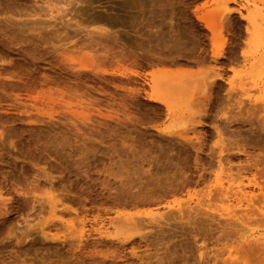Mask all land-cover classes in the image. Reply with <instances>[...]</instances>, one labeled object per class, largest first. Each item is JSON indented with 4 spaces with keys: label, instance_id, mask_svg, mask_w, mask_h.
Instances as JSON below:
<instances>
[{
    "label": "rangeland",
    "instance_id": "374dc122",
    "mask_svg": "<svg viewBox=\"0 0 264 264\" xmlns=\"http://www.w3.org/2000/svg\"><path fill=\"white\" fill-rule=\"evenodd\" d=\"M42 1L0 0V264H264L263 243L254 242L264 240V226L250 224L255 217L244 224L221 218L233 198L218 192L231 176L234 188L259 195L248 180L264 173V141L256 135L264 122V0H141L143 7L140 0H89L74 8ZM97 15L114 24L95 22ZM101 28L112 32L108 39L99 37ZM7 68L15 80L3 77ZM216 70L221 79L210 88ZM133 71L144 75L132 78ZM151 72L173 77L153 90L145 79ZM151 94L171 110L151 103ZM224 115L233 119L227 130ZM228 143L245 155L235 156ZM259 200L234 209L252 213L264 205ZM187 202L182 220L160 221L134 244L117 242L132 233L116 235V213L175 215L166 203ZM83 221L88 233L79 240Z\"/></svg>",
    "mask_w": 264,
    "mask_h": 264
},
{
    "label": "bare ground",
    "instance_id": "6f19581e",
    "mask_svg": "<svg viewBox=\"0 0 264 264\" xmlns=\"http://www.w3.org/2000/svg\"><path fill=\"white\" fill-rule=\"evenodd\" d=\"M32 1V0H31ZM44 1V0H43ZM42 1V2H43ZM48 3H49V1H51V0H46ZM45 1V2H46ZM60 1H61V3H60ZM87 1H89V0H58L57 2H59V4H61L62 5V3H63V6H72V8H74L76 5H78V4H84V3H87ZM53 2V1H52ZM149 2H151V1H149ZM47 3V4H48ZM143 3H144V1L142 2L141 0H140V4L142 5V7H143ZM231 3H232V1H231ZM49 4H51L52 5V3H49ZM66 4V5H65ZM45 5V4H44ZM50 5V6H51ZM49 7V6H48ZM63 8V7H62ZM62 8L60 9V10H62ZM69 8V7H68ZM141 8V7H140ZM144 9V8H143ZM59 10V9H58ZM60 10H59V12H60ZM87 10V9H86ZM85 10V11H86ZM140 10H142V8L140 9ZM145 10V9H144ZM42 11H44V10H42ZM64 11H65V8H64ZM74 11V10H73ZM72 11V9H71V13L73 12ZM88 12H91V10H87ZM86 11V12H87ZM143 11V10H142ZM154 11V10H153ZM87 12V13H88ZM43 13V12H42ZM79 13V11L78 12H76V10H75V14L77 15ZM107 13V12H106ZM140 13H141V11H140ZM144 13V12H143ZM155 13V12H154ZM226 13V12H225ZM238 13V12H237ZM240 13V12H239ZM52 14V13H51ZM227 14V13H226ZM229 14V16H230V14L231 13H228ZM93 15V17L94 16H96V15H94V14H92ZM104 15V14H103ZM111 15V14H110ZM154 15V14H153ZM29 16V15H28ZM50 16H52V15H50ZM226 16V15H225ZM224 16V18H226ZM228 16V15H227ZM68 17V15H66L65 16V18H67ZM97 17H98V15H97ZM132 17V16H131ZM145 17V16H144ZM78 18H79V14H78ZM85 18H87V17H85ZM88 18H91L92 19V17H89L88 16ZM228 18V17H227ZM94 19H96V20H94L95 22H101V23H103V24H108V23H111V24H114L113 22V19H112V17H108V18H104V17H98V18H94ZM133 20H131V21H134V17L132 18ZM71 20H73L72 18H71ZM226 21V20H225ZM77 22H79V21H77ZM80 23V22H79ZM224 23V22H223ZM227 23V22H226ZM229 23V22H228ZM78 24V23H77ZM99 25H101V24H99ZM224 24H222L220 27H222ZM227 25V28H228V24H225V26ZM230 25V24H229ZM109 26H110V24H109ZM206 27H208V29H210V31L212 30V32H213V30L215 31V29H214V27L213 26H211V25H207ZM81 28V25L80 24H78V29H80ZM225 28V27H224ZM224 28H219L218 29V33L217 34H219L218 35V37L220 36V39H223L221 36H223V34H224V32H225V30H223ZM226 28V29H227ZM108 29V28H107ZM171 29H172V26H171ZM82 30V29H81ZM112 30V29H111ZM172 30H174V29H172ZM172 30H170V32L172 31ZM190 30V29H189ZM228 30V29H227ZM226 30V31H227ZM78 31V30H77ZM172 32H174V31H172ZM171 32V33H172ZM191 32V31H190ZM189 32V33H190ZM230 32V31H229ZM112 33V32H111ZM109 31H106V28H105V30H104V28H101L100 29V33H98V35H100L99 37H105V38H107L108 39V35L109 34H111ZM156 33V32H155ZM158 33V32H157ZM170 33V34H171ZM195 33V32H194ZM225 33H227V32H225ZM169 34V35H170ZM174 34V33H173ZM191 34H193L192 32H191ZM191 34H189V36L191 35ZM229 34V33H228ZM97 35V36H98ZM194 35V34H193ZM213 35H214V32H213ZM226 35V34H225ZM171 36H172V34H171ZM170 36V37H171ZM175 36H177L176 34H174V38H175ZM217 36V35H216ZM228 36V35H227ZM227 36H226V38H227ZM191 37V36H190ZM105 38H103V39H105ZM168 38H169V36H168ZM174 38H171V40L173 41V39ZM191 38H193V36L191 37ZM217 38V37H216ZM102 39V38H101ZM103 39H102V41H103ZM112 39V38H111ZM170 39V38H169ZM195 39V38H194ZM219 39V40H220ZM170 40V41H171ZM178 40H182V39H178ZM184 40H182V42H180V43H182V45H184V42H183ZM214 41V40H213ZM223 41V40H222ZM221 41V42H222ZM104 42V41H103ZM106 42V41H105ZM178 42V44H180L179 43V41H177ZM215 42H217V41H215ZM220 42V43H221ZM226 42V41H225ZM224 41H223V44L225 43ZM174 43L176 44V41H175V39H174ZM174 43H173V45H174ZM219 43V42H218ZM219 43V44H220ZM186 44V43H185ZM177 45V44H176ZM176 45H174V47L176 46ZM221 45V44H220ZM227 45V44H226ZM226 45H224V46H226ZM177 46H180V45H177ZM186 46V45H185ZM221 46H223V45H221ZM223 46V47H224ZM222 47V48H223ZM182 48V47H181ZM183 48H184V46H183ZM177 50H178V48H176ZM220 55V54H219ZM220 56H222V55H220ZM70 58H71V56H70ZM73 58V57H72ZM71 58V59H72ZM75 59V58H74ZM67 60H70L69 58L67 59ZM75 61H77V59L75 60ZM73 59H72V61L70 60V61H67V62H69V63H72L73 65H74V62H75ZM78 62H79V60H78ZM77 62V63H78ZM172 63H175V62H172ZM181 63V62H180ZM79 65H80V69L81 70H87V69H89V67L87 66V65H84L82 62H79L78 63ZM188 64V63H187ZM195 64H197V63H195ZM70 66H72L71 64H69ZM182 65H184V64H182ZM189 65V64H188ZM199 65V64H198ZM75 66L77 67V64L75 63ZM172 66V65H171ZM173 66H175V65H173ZM185 66H186V64H185ZM191 66V65H190ZM182 67H184V66H182ZM189 67V66H188ZM3 68V67H2ZM72 68H74V70H75V67L73 66V67H71V69ZM2 70V73L4 74V78H6V80L8 79V80H15V77L16 76H14L15 75V72L14 73H12L13 72V70H8V68L7 69H1ZM12 71V72H11ZM78 71V70H77ZM217 71V70H216ZM215 71V72H216ZM220 71V70H219ZM219 71H217L218 73H215V72H213L214 73V77H213V79L214 80H211L212 82L211 83H209L210 84V88L211 87H214V86H216L217 85V81L218 80H220L221 79V75H220V73H219ZM78 72H80V70L78 71ZM84 72V71H83ZM83 72H81V73H83ZM185 72H187V71H185ZM81 73H78V74H81ZM189 73V72H188ZM1 74V73H0ZM114 74V73H113ZM119 74V76L121 77V78H126V79H129L130 78V75H131V77L132 76H134V78L136 77V78H140V77H142L143 75H140L139 74V72H135V71H133L132 73H130V75L129 74H126V73H118ZM160 74H162V75H158L156 72H151L149 75L147 74L146 75V77H145V79H148L149 81H150V83H151V85H152V89L154 90L155 88H156V86H159L160 84L162 85V82L163 81H167L168 79H169V81L170 80H172V77L170 76V74H167V73H160ZM187 73H181L180 74V76L181 75H186ZM192 74L194 75V77H196V74L195 73H193L192 72ZM77 75V74H76ZM82 75V74H81ZM116 76V75H115ZM147 76H149V77H151L150 79L149 78H147ZM185 77V76H184ZM187 77H188V75L186 76V79L185 78H183V76H182V78L185 80V81H187V82H185L184 80H182V82H183V84L185 83V86H186V84H188V81L190 80H188L187 79ZM133 78V77H132ZM131 78V79H132ZM144 78V77H143ZM171 78V79H170ZM159 79L161 80V83H159L160 81H159ZM142 80H144V79H142ZM147 81V80H146ZM192 81V80H191ZM190 81V82H191ZM136 82V81H135ZM138 82V81H137ZM189 82V83H190ZM220 82V81H219ZM132 83V82H131ZM133 83H134V81H133ZM150 83H149V85H150ZM167 83V82H166ZM165 83V84H166ZM177 83H179V82H177ZM176 83V84H177ZM180 83H181V81H180ZM137 84V83H136ZM138 84H139V82H138ZM159 84V85H158ZM164 84V83H163ZM220 84V83H219ZM257 84V83H256ZM150 85V86H151ZM213 85V86H212ZM164 86V85H163ZM166 86V85H165ZM165 86H164V88H165ZM179 86V85H178ZM184 86V85H183ZM205 86H206V84H205ZM208 86V85H207ZM219 86V85H218ZM166 87H168V85L166 86ZM217 87V86H216ZM215 87V88H216ZM170 88H173V87H170ZM175 88H178V89H180L179 87H174L172 90H175ZM185 88V87H184ZM209 88V89H210ZM51 89V88H50ZM53 89V88H52ZM143 89V88H142ZM146 90V89H145ZM168 90H170V89H168ZM217 90V89H216ZM53 91V90H52ZM51 91V92H52ZM131 91V90H130ZM142 91V90H141ZM175 91H177V90H175ZM178 91H183V90H178ZM47 92H48V90H47ZM47 92H45V94L47 93ZM49 92H50V90H49ZM48 92V95H50V93ZM57 92V93H56ZM56 92H53V93H51V96H57L58 98H63V96H60V91H59V94H58V90L56 91ZM143 93H144V91H143ZM42 94V93H41ZM44 94V93H43ZM62 95V94H61ZM64 95V94H63ZM142 95V94H141ZM39 96V95H38ZM41 96V95H40ZM46 96V95H45ZM30 97V96H29ZM44 97V96H43ZM49 97V96H48ZM149 97V100H150V102L151 103H153V104H156V105H158V106H163V107H165L166 109H168L169 111L171 110V106L169 105V103L166 101V100H164L163 98H161V97H159V96H157V95H154V94H151L150 96H148ZM147 97V98H148ZM45 98V97H44ZM57 98V99H58ZM136 98V97H135ZM51 99H52V97H51ZM56 98L54 97V100H55ZM56 99V100H57ZM65 99V98H64ZM53 100V99H52ZM60 100H63V99H60ZM59 100V101H60ZM34 101H36V100H34ZM39 101V100H38ZM42 101V100H41ZM58 101V102H59ZM45 102V101H44ZM50 102V101H49ZM48 102V104H51V103H49ZM51 102H53V101H51ZM62 102H64V101H62ZM40 103H43V102H40ZM27 104V103H26ZM70 104H72V102L70 103ZM62 105V104H61ZM68 105V103L67 104H65V106H67ZM73 105V104H72ZM38 106V105H37ZM71 106V105H70ZM72 107V106H71ZM154 107V106H153ZM69 108V107H68ZM73 108V107H72ZM242 109V108H241ZM27 110H29V108L27 109ZM164 110V109H163ZM162 110V111H163ZM244 110V109H243ZM242 110V111H243ZM248 111V110H247ZM250 111V110H249ZM247 113V112H246ZM249 113V112H248ZM228 113H226L225 115H227ZM225 115H224V117L223 118H225ZM248 115H250V114H248ZM228 117H229V115H227ZM227 116H226V118L225 119H222V120H224V123H222V125L224 124V126H222V128L224 129V130H227V124H228V122H230V121H233V119L230 117V118H227ZM256 120V119H255ZM257 121H260V120H257ZM261 121H262V119H261ZM235 122V121H234ZM231 124H232V122H230ZM229 123V124H230ZM260 124H261V122H259ZM259 125V124H258ZM256 130L258 129V131H257V133H256V135H258L259 137H261V140L263 139V141H264V122L261 124V126H260V128L257 126V124H256ZM230 128V127H229ZM229 130V129H228ZM253 132V133H254ZM227 133H228V131H227ZM254 133V134H255ZM255 138V137H254ZM257 138V137H256ZM260 139V138H259ZM258 139V140H259ZM257 140V141H258ZM260 141V140H259ZM262 141V142H263ZM255 142H256V140H255ZM258 143V142H257ZM229 144V143H228ZM231 144V146H234V148L236 149V151H234L233 149H232V147H231V149L234 151V153L235 152H237L236 153V155L235 156H238V155H241L242 156V154L243 155H245V153L244 152H242L241 150H240V148L238 149L235 145H233V143H230ZM229 144V145H230ZM256 144V143H255ZM260 143H258V145H259ZM263 144V143H262ZM229 145H226V146H228V148H230L229 147ZM257 145V144H256ZM226 146L224 147V149L226 148ZM238 146V145H237ZM229 150L230 149H226V150H223L222 152L224 153V154H226V153H230L229 152ZM238 150V151H237ZM231 151V150H230ZM221 152V153H222ZM226 152V153H225ZM222 153V154H223ZM228 154H226V155H228ZM230 155V154H229ZM228 155V156H229ZM232 155V154H231ZM227 156V157H228ZM233 156V155H232ZM248 156V155H247ZM226 156L224 157V158H227ZM230 157V156H229ZM252 157V156H251ZM234 158V157H233ZM257 158V157H256ZM220 159V158H219ZM228 159V158H227ZM230 159V158H229ZM251 158H249L248 157V164H250L251 163V161H252V159L250 160ZM254 159V158H253ZM261 159V158H260ZM222 160H224V159H222ZM226 160V159H225ZM250 160V161H249ZM223 162V161H222ZM221 162V163H222ZM226 162V161H225ZM225 162H223V163H225ZM254 163H255V160L253 161ZM257 162V161H256ZM227 163L229 164V160H227ZM252 164V165H250V167H253L255 164ZM226 164V163H225ZM227 164V165H228ZM258 164H260L259 162H258ZM221 166V165H220ZM255 166H257V165H255ZM261 166V165H260ZM263 167H264V165H263ZM254 168V167H253ZM261 168H262V166H261ZM244 169H245V167H244ZM258 168H256V170H257ZM246 170H247V166H246ZM261 170H263V168L261 169ZM261 170L259 171L260 173L259 174H254V177L252 178V179H250V180H248V186L249 187H252V188H254V189H256L257 191H258V193H259V195L258 196H251L249 193H247L246 192V190L244 189V188H242V186H240V185H238L236 188H234V186H235V182H233V180L234 179H230L231 178V176L230 177H228V181H227V183L226 184H224V183H221V184H219V189H218V192L220 193V195H222L224 198H227V199H229V197H230V199L231 198H233V203H231L230 201H228L227 200V204L223 207V212L224 213H222L220 216H221V218L222 217H224V218H228L229 220H230V218H232V220L233 219H235L237 222L239 221V222H243V224H244V222L245 221H248V220H253V218L255 217V218H257V219H255L254 218V222L252 221V223H250V224H255V225H261L260 227H262V226H264V205H261V207H259V208H257L256 210H254V211H252V213L250 212V211H248V210H244V211H241V212H237V211H235V209L234 208H236L240 203H242L243 201H245V202H247V204L248 205H246V207H249L250 208V206L251 205H249V203L251 204V203H253L254 202V199L255 198H258V200L260 199V200H264V173L262 174V172H261ZM248 171V170H247ZM258 172V171H257ZM257 172H255V173H257ZM130 178V177H129ZM126 179V178H125ZM124 179V180H125ZM130 180H131V178H130ZM130 180H128L127 181V183H124V184H128V182L130 181ZM123 181V180H122ZM132 181V180H131ZM130 181V182H131ZM126 182V181H125ZM119 183H121L122 184V182H119ZM139 183H141L142 184V181L141 182H139ZM52 184V183H51ZM50 184V185H51ZM121 184H119V185H121ZM130 185H131V183H129ZM144 184V183H143ZM142 184V185H143ZM53 185V184H52ZM142 185H140V186H142ZM122 186V185H121ZM120 186V187H121ZM129 185H127V187H128ZM136 186V185H135ZM134 186V187H135ZM52 187V186H51ZM127 187H126V185H125V188L127 189ZM137 187V186H136ZM164 187V186H163ZM121 188H123V187H121ZM129 188V187H128ZM142 188H143V186H142ZM142 188H138V191H140V190H142ZM117 189V188H116ZM120 189V188H119ZM131 189V188H130ZM133 189V188H132ZM140 189V190H139ZM162 189V188H161ZM160 189V190H161ZM164 189H166V188H164ZM236 189V190H235ZM121 190V189H120ZM128 190V189H127ZM126 191V190H125ZM130 191V190H129ZM133 191V190H132ZM132 191H130V193L132 192ZM178 191V190H177ZM141 192V191H140ZM160 192V191H159ZM121 193H123V192H121ZM120 193V194H121ZM161 193V192H160ZM181 193V192H180ZM210 193H211V191H210ZM137 194H138V192H137ZM141 194V193H140ZM139 194V197L141 196L142 197V195H140ZM48 195V194H47ZM131 195H134L133 193L131 194ZM53 196H54V194H53ZM57 196V195H56ZM137 196V195H136ZM135 196V197H136ZM55 197V196H54ZM138 197V196H137ZM191 198H192V195L190 196ZM222 197V198H223ZM143 198V197H142ZM223 198V199H224ZM137 199H140V198H137ZM144 199V198H143ZM147 200L149 199L148 197L146 198ZM229 199V200H230ZM142 200V199H141ZM225 200V199H224ZM260 200L258 201V202H260ZM41 201V200H40ZM139 202H140V200H138ZM145 201V200H144ZM191 201H193V199H191ZM45 202H46V200H45ZM48 202H49V204H50V208H51V211L52 212H54L55 213V211L56 210H54V208H55V206H57V204L55 205V203H54V200H53V197H50L49 199H48ZM141 203H147V201H145V202H142L141 201ZM193 203V202H192ZM194 203H195V201H194ZM235 203H237L236 205H235ZM261 203V202H260ZM166 204H168L167 205V209H171V210H173V209H176V213L177 214H175L174 215V213H175V210H174V212H172V211H167V213L166 214H164L165 213V211H163V212H160V211H158L157 212V210H156V213H154V212H150V213H140V212H137V213H120V212H118V213H116V216H117V218H118V220H119V225L122 223V224H124V225H122L121 224V226L120 227H122V226H124V228H125V226L128 228V229H124V230H126V231H124V232H120L119 230L120 229H122V228H120V227H118V231L116 230V235L118 234V236L120 235V236H123V235H125V234H127V232H131V233H129V234H131L130 236H126V237H122V238H116L117 239V242H119L120 244H126V243H128L129 241H131L130 243H135V235H137V234H139L140 236H142V238H148V235H150L148 232H147V234L146 233H144V232H146V231H148V229L150 228L151 230H154L157 226L159 227V225L161 224L160 223V221L162 222L163 221V223L164 222H166V223H168L169 221H170V219H173L174 221L175 220H177V217L176 216H178L179 215V218H180V220H182V218H183V216L185 215L186 216V213L184 212L185 211V209L183 210V208H187V207H191V205L187 202V204L185 205V206H183L182 204H180V203H174L173 205H171L170 203H166ZM198 204L200 205V206H202V204H201V202L199 203L198 202ZM196 205H197V203H196ZM198 205V206H199ZM164 207H165V205H164ZM192 208V207H191ZM249 208H247V209H249ZM56 209V208H55ZM165 209V208H164ZM190 211V210H189ZM191 211H192V209H191ZM190 211V212H191ZM68 213V212H67ZM66 214V213H65ZM188 214V213H187ZM143 216H145L146 218L148 217H152L151 219L149 218V220H151V221H146L144 218H143ZM184 216V217H185ZM117 218L115 217V221L117 220ZM148 218H147V220H148ZM259 218V219H258ZM168 219H169V221H168ZM228 219H225V220H228ZM117 220V221H118ZM184 220V219H183ZM229 220H228V223H230L229 222ZM115 221L113 222V220H112V222H113V224H114V226L116 225L115 224ZM117 221H116V223H117ZM224 221V220H223ZM111 222V221H110ZM112 222L111 223H109L110 225L112 224ZM250 222V221H249ZM153 223H155V224H153ZM228 223H226V225H229ZM257 223V224H256ZM259 223V224H258ZM246 224V223H245ZM249 224V223H248ZM82 225H83V227L80 229V231H78V234H79V238H78V236H77V238L76 239H81V240H83L85 237H86V234L88 233H86L85 232V227H86V222H84L83 221V223H82ZM224 225V224H223ZM116 226H118V225H116ZM115 226V228H117ZM230 226H231V224H230ZM158 227H157V229H158ZM224 227L225 226H223V229H224ZM227 227V226H226ZM225 227V228H226ZM229 227V226H228ZM161 228H159V230H160ZM227 229V228H226ZM225 229V230H226ZM224 230V231H225ZM102 231V229H98V232H99V235H101V236H103L104 235V233L103 232H101ZM96 232H97V230H96ZM106 232V231H105ZM133 232H135V233H133ZM153 232V234H151L152 236H150V237H154L153 235H155L154 233V231H152ZM249 232H251L250 233V237L252 236V235H255L257 232H254V231H247V232H245V235L246 234H249ZM143 233V234H142ZM226 233H227V231H226ZM76 234H77V232H76ZM157 234V233H156ZM160 234H163V233H160ZM224 234V233H223ZM135 236V237H134ZM223 237H224V235H222ZM229 234L227 235V238H231V236H229ZM106 238H110V236H109V234H106V236H105ZM222 237V238H223ZM243 237V236H242ZM151 239V238H150ZM78 240V241H79ZM87 240V239H86ZM138 240V239H137ZM231 240V239H230ZM108 241V240H107ZM147 241V240H146ZM150 241V240H149ZM148 241V242H149ZM152 241V240H151ZM227 241V243L226 244H228V242H230L229 241V239H227L226 240ZM81 243H83L82 241H80ZM109 242H112L113 243V241H109ZM152 242H154V241H152ZM254 242L255 243H259L260 242V244H261V242L263 243V244H261L259 247L261 248H258L257 247V249L264 255V240L262 239V238H259L258 237V239H257V237H255V240H254ZM150 243V242H149ZM148 243V244H149ZM148 244H147V246H148ZM230 244V243H229ZM236 244H237V246H238V244L239 243H237L236 242ZM243 244V243H242ZM242 244H239V245H242ZM247 244V243H246ZM153 245V243L151 244V246ZM230 245H232V244H230ZM233 245H235V242H234V244ZM244 245H245V243H244ZM150 246V247H151ZM154 246V245H153ZM150 247H148V248H150ZM156 247V246H155ZM242 247V246H241ZM243 248H245V246L243 247ZM243 248H241V249H243ZM136 249H138V248H136ZM136 249H133V250H131V251H133V253L131 252V254L132 255H137V253L135 252L136 251ZM156 249V248H155ZM256 249V250H257ZM157 250V249H156ZM251 250V249H250ZM255 250V251H256ZM254 251V252H255ZM156 252V251H155ZM254 252H253V254H254ZM145 253H147V252H145ZM157 253V252H156ZM155 253V254H156ZM248 253V252H247ZM257 253V252H256ZM112 256H114L115 254H114V252H111L110 253ZM202 255V254H201ZM257 255V254H256ZM154 256H156V255H154ZM259 256V255H258ZM262 256V255H261ZM139 257V256H138ZM202 258V257H201ZM201 262V261H200ZM244 262V261H243Z\"/></svg>",
    "mask_w": 264,
    "mask_h": 264
}]
</instances>
